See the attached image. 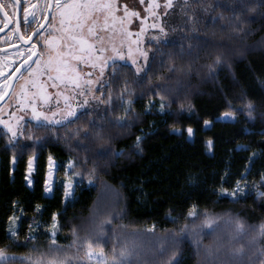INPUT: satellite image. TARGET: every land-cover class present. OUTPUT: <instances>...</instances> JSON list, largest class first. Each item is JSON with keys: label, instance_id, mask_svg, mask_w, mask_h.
Listing matches in <instances>:
<instances>
[{"label": "trees", "instance_id": "16d2710c", "mask_svg": "<svg viewBox=\"0 0 264 264\" xmlns=\"http://www.w3.org/2000/svg\"><path fill=\"white\" fill-rule=\"evenodd\" d=\"M180 12L167 40L149 45L143 73L124 64L107 68L105 95L98 94L106 99L110 91L114 110L99 102L51 133L34 130L47 137L39 142L27 138L35 123H25V135L12 143L0 129V248L15 257L10 264H48L63 253L81 258L72 264H96L81 247L89 239L103 246L109 264L113 250L118 254L124 247L132 252L125 264L264 259V197L258 195L264 191V0H188ZM121 94L131 100L126 116ZM150 103H163L162 114L149 110ZM227 111L235 117L219 120ZM91 120L96 127L83 139ZM205 120L211 121L207 127ZM189 126L195 130L191 137ZM77 128L80 136L74 135ZM49 157L58 165L57 178L65 162H74L72 200L64 201L61 182L46 195ZM237 181L244 193L234 198L222 192H231ZM193 206L194 217L188 215ZM237 219L244 231L234 239ZM12 220L18 236L10 240ZM57 246L61 253L50 251ZM241 246L244 255L234 260L231 253Z\"/></svg>", "mask_w": 264, "mask_h": 264}, {"label": "snow or ice", "instance_id": "6c2138e0", "mask_svg": "<svg viewBox=\"0 0 264 264\" xmlns=\"http://www.w3.org/2000/svg\"><path fill=\"white\" fill-rule=\"evenodd\" d=\"M20 3V0H14L13 7L15 8L17 4ZM39 3V0H38ZM141 3H143V0H141ZM160 5L155 2V0H151L149 7H159ZM188 6V0H185L184 7L186 8ZM5 4L0 3V12H3L4 15L7 17L9 14L5 11ZM164 7L166 9L173 7V0H164ZM29 8H32L33 11H29ZM38 8L37 5H32L30 3L26 4L23 8V11L25 13L24 16V23L26 27L30 24L29 16H31V22H35L38 27L33 28L32 31L29 33L27 31L21 32L19 27V21H17V27L15 31L19 33V39L25 41L27 43L28 41H31L33 36H37L42 38L41 40H38L36 43H33L31 45V48L28 49L29 52V59L31 58V55H37V60L35 61V64L37 65L36 69H32L31 66H29V71L31 73H34L36 75L41 74H48V79L53 81L52 86L56 87V81H59L61 83H72L75 85L76 89H79L80 91L76 93L77 95L87 97L89 94H93V90L91 88V85L93 84L92 79L81 81V73L80 70L73 66L68 58L77 60L79 62H82L84 65H89L91 67H95L96 63H100V75L103 76L104 74V68L107 66V62L102 60V54L104 51H106L105 48H99L95 49V51L98 53V55L93 58L92 52L93 47L92 45L88 44V41L84 37L85 29H87V34L90 37H94L96 40L103 42V38L99 35L98 28L103 27L104 29H107L109 24V19L113 22V27L115 25V22L117 19H119L121 25L124 24L125 18L129 15L132 16H139L138 12L130 11L127 5H124V16L123 17H116L115 13L119 10L118 5L116 3V0H68L67 3L62 2V0H44V11L45 14L41 17H37L36 9ZM52 9L51 11V20L48 24V28L51 29L53 27L52 21L56 20L57 15L59 16V25H60V32L62 35L59 38H52L50 33L45 34V32H42L40 29L44 27V25L40 22L41 20H49L48 10ZM152 15H157L155 12L152 13ZM101 17H103V23L101 24ZM146 19V18H145ZM6 26V25H5ZM152 28L158 29L159 34L153 35L150 37V45L151 41H156L157 44H160L162 42V36H166L167 32L166 29L159 23H153L151 25ZM2 30V29H0ZM145 31V28L143 25H141L140 33H143ZM138 33V35L140 34ZM42 43L43 48L37 51V44ZM78 44L79 48L76 49L75 45ZM66 49V51H65ZM77 51L80 53L77 54ZM119 55V53H118ZM140 55L143 57L145 63L148 61V51L141 50ZM45 56H47V59H45ZM121 59H123V56H121ZM115 61H113V64ZM136 60L132 61L133 65H136ZM16 71H20L19 68L16 69ZM137 75L142 71L140 66H137L135 69ZM55 73V75H52L51 73ZM3 75V72L0 71V76ZM87 76L91 77L92 73L88 72L86 73ZM35 85V80L32 81ZM107 83V82H105ZM127 83V82H125ZM84 85H87L88 87H84ZM10 85L4 84L2 87H0V99H3L4 96V88L9 87ZM104 85L102 84L99 88H97L95 91L100 92L101 96L103 97L105 93L102 91ZM58 95H62V93H58ZM43 98L45 102H47L48 97L47 95H43ZM93 99L99 100L100 103L108 104L112 109H115V106L113 105V99L111 92L109 91L107 93L106 99H100L99 97H96L93 94ZM66 100V106L63 110V114L60 116L59 119L56 118L57 111H61L59 108L57 111H52L51 114L49 112L44 111H38L35 106L32 108V119L35 121V125L32 128L27 129V138L28 139H34L37 142L40 140L46 139V136H39L34 135L35 131H43L45 133H51L53 131L54 125H61L65 124V122L71 123L73 121H69V117H77V112L75 109H73L71 104L67 103L68 97H65ZM163 100V97H162ZM120 107H123L125 104L128 105V107L124 108L125 116L127 113L131 110V100L125 99L123 94L120 96ZM89 103L88 99L85 98L80 105H77V107H82L84 105H87ZM161 110L165 108V105L161 103L160 105ZM246 108L248 110V115L251 117L253 112V105L252 102L249 101L246 105ZM107 111V110H106ZM85 115H90V113L85 112ZM236 115L235 111H227L224 113L223 118L224 119H233ZM0 123L5 124L7 128V132L9 135V143H12L17 136H24L25 135V129L23 126L18 127L17 129H14L11 124H7L6 122L0 120ZM116 123L120 126H124L123 118L117 117ZM89 124L91 125V128H86L83 130V139H87L89 135H91V129H94L96 127L95 120L89 121ZM205 126H209L211 124V121L205 120L204 121ZM179 131V129H176ZM81 129L77 128L74 135L80 136ZM187 134L189 137L194 135V129L189 126L186 129ZM141 137H136V146L139 147ZM208 147L211 148L212 141L209 140ZM49 160L51 161V157H49ZM29 167L31 168V160L29 161ZM69 169L75 168L74 162H69ZM71 175L77 176L80 175L78 172H71ZM26 179H28L26 177ZM28 183L31 184L32 181L29 179ZM46 187L45 191L50 192L51 188L47 186V181L45 182ZM70 189H71V181H67L64 183V196L68 197L70 195ZM245 189L240 187V181H237L236 188L233 189L231 192L227 188H223L222 192L227 193L228 195L232 197H237L238 193H244ZM258 195L261 197H264V191L258 192ZM37 209H39V205L37 206ZM189 216H196L197 213L195 212V206H193V209L189 211ZM56 217L55 214L53 215V220L55 221ZM204 224L208 226L209 228L212 227L213 219L209 216H205ZM236 225V236L233 238L235 239L239 235H241L244 231V224L242 221L237 219L235 221ZM55 227V225H53ZM99 231L102 233L104 231L103 229V223L99 227ZM261 231H264V227H262ZM9 239L12 240L13 238H16L18 236L17 232L14 230L9 229ZM53 239L51 240L52 245H56V240L54 239L55 233H52ZM34 239V237H29V241ZM71 247V246H70ZM85 249V257L89 261H91L93 258L96 259V264H109L108 257L103 252V246L99 243H93L92 240H86L84 244L81 246ZM100 248V252H95L94 248ZM35 250V249H34ZM50 251H54L56 253H61L63 250L57 246L55 249H50ZM80 251V248H77V252ZM132 255L131 250L127 249L126 247L121 248L119 253L117 254L115 250H113V254L111 257L112 264H125V261L128 260V258ZM244 255L243 252V246L240 248H236L232 251L231 256L235 260L237 258H240ZM261 257H264V251H261L260 253ZM10 259L15 260V257H9L7 251L4 248H0V264H10ZM81 258L77 256H69L67 253H63V255H56L52 256L48 260V264H72V261H79ZM23 260V258H22ZM34 264H44V261L42 259H37ZM259 264H264V259H261L259 261Z\"/></svg>", "mask_w": 264, "mask_h": 264}, {"label": "rangeland", "instance_id": "374dc122", "mask_svg": "<svg viewBox=\"0 0 264 264\" xmlns=\"http://www.w3.org/2000/svg\"><path fill=\"white\" fill-rule=\"evenodd\" d=\"M150 2L151 0H143V3H141V0H116L119 8V10L115 13L116 17L119 18L124 16V5H127L130 11L138 12L139 16L129 15L125 18L123 25H121L119 19H117L114 27L112 20L109 19V26L107 29H104L103 27L98 28L99 35L103 38L102 43L96 40L94 37L88 36L87 29H85L84 37L88 41V44L92 45L93 47V58L98 55L95 49L102 47L106 49V51H104L102 54V60L107 62V66L104 68L103 76L100 75L99 62H97L96 66L93 68L90 66V64L84 65L82 62L68 58L71 64L80 70L82 82L87 79L93 80L91 88L93 90V94L96 97L100 98L98 92L95 90L104 83L106 70L110 65L113 64V61H115L114 64L128 65L134 70L137 66H140L142 69L140 73H143L146 70L147 63H145L143 57L140 55V51H148L150 37L159 34V30L152 28L151 25L153 23H159L166 29L167 35L162 36V42L166 41L171 25L174 22L180 20V10H184L183 6L185 4L184 0H173V7L166 9L164 7V0H155V2L160 5L159 7H149ZM153 12H155L157 15H152ZM102 23L103 17H101V24ZM141 25H143L145 28L143 33H140ZM138 33L140 34L138 35ZM60 36L61 35H59L58 38ZM154 44H157L156 41H151V45ZM75 47L78 49L79 45L76 44ZM77 54L79 55L80 53L77 51ZM121 56H123V59H121ZM45 59H47V56H45ZM133 60H136V65L132 64ZM88 72L92 73L91 77L86 75ZM51 74L55 75L54 72ZM33 80H35V85L32 82ZM52 84L53 81L48 79V74H41V80H39L35 74L33 79L27 80L23 85L15 87L8 99L0 106V120L6 122L7 124H11L14 129L24 126L27 122L35 123V121L32 119L33 106H35L38 111L49 112V114H51L52 111H57L59 108L61 111H57L56 116V118L59 119L66 106L65 97H68L67 103L72 105L73 109H75L77 112V115L83 111L91 110L93 107H97L99 104V100L93 99V94H89L87 97L77 95L76 93H78L80 90L76 89L75 85L72 83H61L56 81V87H53ZM84 87L86 88L88 86L84 85ZM58 93H62V95H58ZM43 95H47V102H45ZM85 98L88 99L89 103L82 107H77V105H80ZM148 109L155 110L156 112L162 114L160 107L154 105V103H150ZM73 118L75 117H69L68 119L70 121ZM219 120L229 121L231 119H224L222 116ZM66 123L67 122H65V124ZM0 129L7 132V128L3 123H0ZM18 137L19 135L17 138ZM30 160L31 168L29 167ZM30 160L28 161L27 165L28 179H26V183L29 188L31 187V184L28 183V180L30 179V174L34 169V160ZM69 162L70 161H67L63 164V176H58L57 178L56 171L58 165L52 158L51 161L48 158L45 178V182L47 181V186L51 188L50 192L45 191L48 197L51 196L54 186L59 182L63 184L64 193V183L69 180L71 181V176L69 175L70 169L68 167ZM74 190L75 186L71 181L70 195L65 197L63 194L64 201L73 199ZM16 227L17 221L12 220L10 229L15 231ZM47 235L50 240L53 239L51 230L47 231ZM92 261L96 262V259L93 258Z\"/></svg>", "mask_w": 264, "mask_h": 264}, {"label": "flooded vegetation", "instance_id": "af4514ba", "mask_svg": "<svg viewBox=\"0 0 264 264\" xmlns=\"http://www.w3.org/2000/svg\"><path fill=\"white\" fill-rule=\"evenodd\" d=\"M62 2L67 3L68 0H62ZM0 3L5 4V11L9 14L7 17L3 12H0V71L3 72V75L0 76V87L4 84L10 85L7 88H4L3 99H0V106L3 104L10 94L13 92L14 88L21 86L27 80H31L35 77L34 73L29 71V66L32 69H36L37 65L35 61L37 60V55H31L29 59L28 49L31 48L33 43H36L42 38L33 36L31 41L25 43V41L19 39V33L15 31L17 27V21H19V27L21 32L27 31L31 32L33 28L38 27L35 22H31V16H29L30 24L26 27L24 23L25 13L23 8L26 4L29 3V0H20V3L13 7L14 0H0ZM32 5H37L36 9L37 17H41L45 14L44 9V0H30ZM29 11H33L32 8H29ZM51 11L48 10L49 20H41L40 22L44 25L40 30L45 32V34L51 35L52 38H58L62 33L59 30V16L57 15L56 20L52 21L53 27L48 28V24L51 20ZM6 25V26H5ZM43 48L42 43L37 44V51ZM19 68L20 71H16ZM39 80H41V75H37ZM26 84V83H25ZM32 123V122H27Z\"/></svg>", "mask_w": 264, "mask_h": 264}]
</instances>
